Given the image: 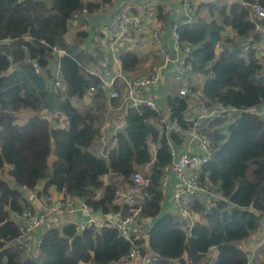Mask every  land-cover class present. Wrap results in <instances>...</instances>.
<instances>
[{"label":"trees","instance_id":"trees-1","mask_svg":"<svg viewBox=\"0 0 264 264\" xmlns=\"http://www.w3.org/2000/svg\"><path fill=\"white\" fill-rule=\"evenodd\" d=\"M109 1L95 0L88 4L89 10ZM242 1L199 3L195 18L176 24V33L181 42L192 45L188 64L191 71L204 75L201 93L207 104L218 102L247 110L264 103V72L254 51L244 50L239 42L262 38L250 20L249 5L255 1L264 6V0ZM84 5V0H0V264L118 262L131 243L115 229L90 227L78 232L68 222L41 231L37 253L42 263L30 255L21 258L29 250L13 242L18 234L15 214L31 206L21 188L41 194L54 187L86 200L95 211L127 213L134 205L115 204L118 187L102 177L118 176L131 188L132 174L146 164L149 169L144 175L149 184L140 191L145 195L136 199L143 216L152 220L148 223L149 264H247L249 252L239 241L261 228L264 218V117L245 111L226 125L225 118L207 122L212 157L204 172L222 199L215 200L203 221H195L187 230L183 220L161 210L159 180L170 156L165 129L151 123L161 117L157 111L144 105L128 108L107 157L99 158L88 150L100 137L102 108L99 103L75 106L71 99L81 98L90 87H94L95 100L104 96L99 80L88 72V66L97 64V52L81 48L88 36L84 28L69 41L65 37L72 14ZM227 30L233 36H225ZM222 41L228 45L218 51ZM54 46L63 51L59 62L62 87L52 85V70L47 68ZM119 58L126 71H133L143 60L133 51H123ZM35 60L40 72L33 66ZM165 103L171 108L170 118L186 128V97L169 95ZM22 111L30 112L24 121L19 119ZM43 112L52 114L55 122ZM215 125L227 133L214 129ZM171 138L178 142L175 134ZM150 143L157 145L154 160ZM51 154L54 158L49 163ZM4 167L17 187L3 177ZM205 208L199 204L195 210L201 213ZM213 248L216 255L211 261ZM146 252L141 248V254ZM258 254L263 258L257 264H264V244Z\"/></svg>","mask_w":264,"mask_h":264},{"label":"built area","instance_id":"built-area-1","mask_svg":"<svg viewBox=\"0 0 264 264\" xmlns=\"http://www.w3.org/2000/svg\"><path fill=\"white\" fill-rule=\"evenodd\" d=\"M232 1L243 2L242 0H177L181 5L182 22H191L195 18V7L199 3ZM93 2L95 0L87 2L82 9L72 14L69 29L78 27L84 13L101 11L108 4V2H103L98 6H92L89 10L88 4ZM142 5L147 6L145 3ZM249 17L255 25V31L260 33L262 38L253 41H251V37L242 38L239 43L244 50L252 49L254 51V55L264 72V6L258 2L251 3L249 5ZM145 21L143 9L133 11L126 6L120 7L111 13L106 29L101 34L92 35V43L97 46L95 49L97 65L94 69L88 66V72L97 77L99 80L98 87L108 99L115 102L112 108L118 112L119 120H121L113 126L114 138L112 142H109L105 136L100 138L97 156L106 158L110 149L113 148L115 135L125 124V114L128 108L144 105L157 111L161 117L151 120V123L165 129L170 156L169 163L161 169L159 188L163 192V199L165 192L170 190L168 200L173 211L170 213L176 215L179 220H183L188 230L197 221L196 218L199 215L195 210L197 205L201 204L207 208L215 200L222 199L217 187L209 181L208 174L204 172V165L212 157L211 140L207 134V122L216 118H225L224 124L226 125L229 120H234L245 111L264 117V104L247 110L218 102L207 104L202 96L201 88L195 90L192 82L187 83L192 73H195L191 71L188 64L192 45L179 40L176 27L169 44H165L158 28L152 29L151 39L156 52L161 57V62L151 65L142 73L128 74L121 66L117 47L125 36L133 30L140 29ZM81 46L84 50L83 44ZM62 54L61 49L52 47L51 55L53 58L49 59L47 68L52 70V85L54 87L63 86L59 65ZM55 60L58 68L53 72L52 65ZM170 63L176 69L170 81L171 85L178 89L177 96L196 95L194 106L189 108V113L187 109L184 112V118L188 121L186 128L178 122V119H171V108L166 105L165 110L161 109L155 97V87L162 79V70ZM33 66L37 72H40L41 69L37 60L33 61ZM91 91H94V87H90L87 92ZM85 95L82 97L85 98ZM213 128H222L223 132L226 129L218 125L213 126ZM172 134L177 136L178 142L171 138ZM156 149L157 145L149 144L152 160L155 158ZM139 168L131 176L133 187L124 189L125 191H116L115 204L134 205L127 213H122L121 210L116 212L109 210L104 213L95 211L86 200L65 191H57L59 193L52 196L48 192L41 194L37 192V205L25 208L17 214L20 223H18L17 237L13 239L15 246L27 250L34 249L33 245L38 247L41 236L37 238L35 235L37 230L43 232L46 227H57L59 222L73 223L78 232L90 227L97 229L110 227L131 243L127 255L115 264H149L152 260L151 253L148 251L146 254L140 253L141 248H145L144 237L148 233V225L146 224H148L149 219L143 216L141 202L136 199L137 196L145 195V192L140 195V191L145 190L149 184V180L144 175L149 169V164H146L143 169ZM173 179L175 181L174 186L171 185ZM71 218L73 221H69ZM138 240L143 242L141 244L135 243ZM262 244H264V237L257 246ZM241 248L249 252L247 264L258 263L254 250ZM215 255L214 249L210 255L211 261Z\"/></svg>","mask_w":264,"mask_h":264},{"label":"crops","instance_id":"crops-1","mask_svg":"<svg viewBox=\"0 0 264 264\" xmlns=\"http://www.w3.org/2000/svg\"><path fill=\"white\" fill-rule=\"evenodd\" d=\"M89 1H93V0H84V3L86 4ZM168 2V10H171V23L170 21H166L165 17H164V10L162 8L161 5H152V4H147L145 1L142 3H145L147 6L144 7L142 5V3L138 4L135 0H110L108 2V4L101 10V11H88L86 13H84L80 19L79 25L77 28L75 29H70L68 34V38L67 41L71 40L74 38V35L76 33V31H78L81 28H84L87 30L88 32V36L87 38L83 41V46H84V50L89 51V52H94L95 54V49H96V45L94 43H92V35L95 33H102V31H104L108 25V20L109 17L111 15V13L120 8V7H128L133 11H139L141 9H143V12L145 14L146 17V21L143 24V26L138 29V30H133L132 32H130L127 36H125L124 39H122V41L118 44L117 47V52L118 55L119 53L123 52V51H133L135 52L139 57H142V61L137 65V67L133 70V71H126L128 74H134L137 72H144L145 70H147L151 65L154 64H159L161 62V57L158 55V53L155 50V46L153 44V41L151 39V30L154 28H158L161 31V35L162 38L165 40V44H169L171 39H172V35H173V30L176 27V19L180 18L179 22H182L183 20V16H182V11H181V5L177 2V0H167ZM178 22V23H179ZM177 23V24H178ZM226 32H229L230 34L233 35V31L231 30H227ZM228 45V44H227ZM224 47L222 46V48L220 49L218 47V51L222 50ZM97 64L95 65H90V67L92 69H94V67H96ZM58 68L57 66V62L56 60L54 61L53 65H52V69L53 72ZM176 69L174 67V65L172 63L168 64V66L162 70V79L161 81L157 84V86L155 87V97L161 107V109H166V99L167 96H173V95H177V87H173L171 85V81L170 78L171 76L175 73ZM204 81V75L196 72V73H192L191 77L188 79V84L190 82H192V85L194 86L195 90L202 88V84ZM93 92H87V94L84 97L81 98H72V103L73 100H75L78 104H74L75 106H79V105H83V106H89L91 105L92 107H95L96 105H98V103L101 105L100 107L102 115H103V119H102V125L100 128V134L101 136L95 140L94 142H96V144H94V148L98 147L96 149V152L94 153L97 156V152L100 148V138L102 136H105L106 139L109 142H112L113 138H114V132H113V126L120 122L121 120H119V116H118V112L115 111L114 108H112L115 105V102L112 100H110V102L107 101V96L104 93V96L101 98V100H95L93 98ZM196 95L193 96H186V100H187V112L189 113V108H192L194 106V101H195ZM103 104V106H102ZM264 104V103H263ZM54 117V116H53ZM61 120V124L65 125V121H64V115H61L60 117ZM98 157V156H97ZM143 167H140L139 169H143ZM7 169V167H4L2 169V171H5ZM1 171V172H2ZM6 173V171H5ZM4 177V176H3ZM5 179L8 178L9 180H11L12 182L14 181L7 173L6 176L4 177ZM103 181L108 183V181L113 180L112 177H110V175H104L102 177ZM117 179H119L120 183H123L120 177H117ZM12 187H17L15 184H11L9 183ZM125 184V183H123ZM175 181L174 179L171 182V185L174 186ZM129 189V186L125 187V190ZM39 190V189H38ZM118 190H124V187H120L118 188ZM124 190V191H125ZM21 191L24 195V197L30 202L31 206L34 207L37 205V190H28L26 188H21ZM48 194L55 195L59 192H57V190L54 187L49 188V190L47 191ZM170 195V190L168 189L165 192V197L161 203V210L163 212H172V206L170 201L168 200V196ZM16 215V218H15ZM13 215L12 217L15 218L16 221H18V223H20L17 214ZM197 221H203V218L199 219L196 218ZM150 219L148 220L149 223ZM148 225V224H146ZM149 226V225H148ZM264 223L263 226L261 228H259V233H262L264 230ZM42 234L41 230H38L36 232V236L37 238L40 237ZM258 244V243H257ZM33 245V250L32 252H34L35 254H37L38 250H37V246ZM261 246V245H260ZM260 246L257 247H253L251 251H256L259 249ZM263 246V244H262ZM249 250V249H248ZM214 251V248L210 250V254ZM262 255L263 254H258L257 256H260V258L262 259Z\"/></svg>","mask_w":264,"mask_h":264},{"label":"rangeland","instance_id":"rangeland-1","mask_svg":"<svg viewBox=\"0 0 264 264\" xmlns=\"http://www.w3.org/2000/svg\"><path fill=\"white\" fill-rule=\"evenodd\" d=\"M138 4H140V3H142V2H146L148 5L149 4H152V5H161L162 6V8H163V10H164V17H165V20L166 21H170V23L172 22L171 21V19H172V17H171V10H168V2H167V0H135ZM255 2V1H254ZM179 20H180V18H178V19H176V22L178 23L179 22ZM176 23V24H177ZM69 32V31H68ZM226 35H231L229 32H226L225 33V36ZM233 36V35H232ZM66 38H68V34H66V36H65ZM227 44L224 42V41H222V42H219L218 44H217V48L219 47L220 49L222 48V46L223 47H225ZM71 101H72V99H71ZM73 103L74 104H78L75 100H73ZM80 107H82L81 105H79ZM83 107H85V106H83ZM30 112H27V111H22L21 112V114H20V116H19V119L21 120V121H24L26 118H25V116L27 115V114H29ZM33 114V113H32ZM43 115L44 116H47V117H51V119L53 120V122H55V117H53V115L52 114H46V112H43ZM51 115V116H50ZM233 120H229L228 121V123H231ZM53 125H54V123H53ZM225 133H227V131L225 130ZM94 144H96V142H94L93 144H92V146H90L89 148H88V150L89 151H91L92 153H95L96 152V149L98 148H94ZM53 158H54V156H53V154H51V156H50V158H49V163L53 160ZM47 170H49L48 168H47ZM2 175L5 177V175L6 174H3V172H2ZM110 177H112V179L113 180H111V182L113 181V184L116 186V187H118V188H120L121 186L122 187H124V189H125V187L127 186V183H125V182H123V183H125V184H123V183H120V181H119V179H117V177L118 176H111L110 175ZM6 180H7V182L8 183H11V184H15V182L13 181H11V180H9L8 178H6ZM122 180V179H121ZM16 185V184H15ZM209 207V206H208ZM208 207L207 208H205L201 213H199V215L197 216V218H199V219H201V218H203V216H204V214L206 213V210L208 209ZM249 209H251V208H249ZM172 211V210H171ZM163 212V211H162ZM173 212V211H172ZM175 217L176 218H178L176 215H175ZM69 221H73V218H71ZM61 223L62 222H59L58 223V225H57V227L58 228H60L61 227ZM150 223H152V220H150L149 221V224ZM263 226V225H262ZM264 230V229H263ZM264 237V231L262 232V233H259V229H257V230H255V231H253L251 234H250V236L248 237V238H246V239H244V240H242V241H239V246L240 247H243V248H245V249H252L254 246L256 247L257 246V243L262 239ZM31 251H34L33 249H29V251H26V250H24V252H23V254L21 255V258L22 257H24V255H30V257H32L34 260H36L38 263H42L43 262V258L37 253V254H35L34 252H31ZM257 258V261L258 262H260L262 259L260 258V256H257L256 257ZM262 258H263V255H262ZM114 264V263H113Z\"/></svg>","mask_w":264,"mask_h":264},{"label":"water","instance_id":"water-1","mask_svg":"<svg viewBox=\"0 0 264 264\" xmlns=\"http://www.w3.org/2000/svg\"><path fill=\"white\" fill-rule=\"evenodd\" d=\"M264 223V218L261 219V225ZM149 242H150V234L147 233L144 237V247L145 249L150 252V247H149Z\"/></svg>","mask_w":264,"mask_h":264}]
</instances>
